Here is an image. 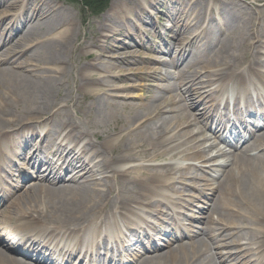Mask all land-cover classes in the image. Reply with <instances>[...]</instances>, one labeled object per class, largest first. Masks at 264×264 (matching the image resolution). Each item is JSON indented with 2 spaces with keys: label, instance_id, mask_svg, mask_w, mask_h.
<instances>
[{
  "label": "bare ground",
  "instance_id": "6f19581e",
  "mask_svg": "<svg viewBox=\"0 0 264 264\" xmlns=\"http://www.w3.org/2000/svg\"><path fill=\"white\" fill-rule=\"evenodd\" d=\"M165 2H172L168 12L184 15L179 27L168 31L172 34L169 50L182 47L179 58H187L184 65L176 72L156 74L164 82L159 85L163 91L137 96L139 101L113 100L112 88L102 83L109 89L86 95L90 117L79 121L72 118L68 105H62L72 99L58 95L65 69L42 65L62 64L66 52L83 53L85 41L75 44L78 35L69 22L60 20L66 14L52 0H0L7 9L19 6V18L23 13L25 22L34 20L25 29L0 28V36L9 35L0 40L5 47L0 49V207L8 201L0 217H17V230L0 223V264H105L134 250L137 264H221L223 257L217 254L223 252H213L216 240L228 249L229 258L261 254L257 264H264V131L255 134L257 121L264 119V96L257 91L251 94L250 89L264 83L260 29L243 32L237 37L239 43L221 35L222 29L235 27L233 23L241 18V6L234 0H194L188 11L182 1ZM158 5L133 3L125 18L116 17L120 8L113 4L112 14L95 24V33L107 29L105 38L124 34L130 38L129 24L148 22V10ZM254 7L257 15L251 19L264 26V0H255ZM215 11L218 16L211 20H218L216 31L207 25L187 35L188 26ZM5 20L6 15L0 18V27ZM16 31L24 33L10 44ZM138 45L146 46L141 38ZM127 46H113L115 59L105 67L115 70L133 64L140 56L123 57L120 50ZM85 58L88 62L77 66L75 88L88 80L89 76L82 75L87 66L97 67L88 51ZM157 59L160 65L174 64ZM176 78L180 79L177 84L172 80ZM215 83L219 89L211 90ZM198 99L205 101L206 118L198 108L194 111ZM43 109L55 111L48 117ZM199 124L211 128L218 140L230 139L231 145H207V138L195 136ZM8 144L12 145L6 150ZM186 145L192 150L190 155L180 150ZM211 148L215 150L208 156ZM177 157L198 161L202 173L189 178L197 179L200 191L206 187L216 192L217 200L207 207L205 228L183 225L165 243L164 251L143 256L139 253L142 243L155 236L164 238V229L176 222L174 215H163L162 206L172 203L166 192H176V183L184 179V168L173 162ZM9 168L18 170L19 185L13 186L12 193L2 194L3 173ZM144 214L160 221L150 223ZM1 234L17 241L24 259L9 253L11 246L1 240ZM184 234H189V240L173 243Z\"/></svg>",
  "mask_w": 264,
  "mask_h": 264
},
{
  "label": "rangeland",
  "instance_id": "374dc122",
  "mask_svg": "<svg viewBox=\"0 0 264 264\" xmlns=\"http://www.w3.org/2000/svg\"><path fill=\"white\" fill-rule=\"evenodd\" d=\"M6 2H13L14 0H5ZM20 1V0H17ZM139 1L142 2H155L160 3L161 5H158L156 7H152L148 10L149 14V20L148 22H141L137 21L136 25L133 26V24H129L130 32L132 33V37H127L126 34L116 37L114 39H108L105 38L103 35L107 32L103 30H99L97 33L95 24L97 21L101 20L103 17H105L107 14H112L113 10L111 6L113 4H116L119 6V10L117 12L116 17L118 14H121L122 17L129 16L128 8L133 4L137 3ZM182 1V7H186V11L188 9L191 10L190 4L194 0H173V3H181ZM184 1V2H183ZM210 1H218L223 3H228L229 0H210ZM238 2L241 6L242 15L241 18L234 22L233 25L235 27L233 28H226L222 29L221 35H226L227 39H231L235 43H239V39L237 38L240 34H243V32H247V30H250L252 28H258L260 29L261 33V39L260 44H258V51H260V55L264 56V26L263 24H258V22H254L251 19V16L257 15V9L255 6V0H234ZM52 2L55 4L56 7H60L62 9V12L66 15H62L64 17L60 18V20H63L64 22H69L68 27L74 28L75 35H78V38L75 37V44H79L81 41H85L86 48L82 49L83 53L78 54H70L66 52L63 58V63H57L53 66H44L42 67H54V69L61 70L65 69V77L64 79L59 82L58 88L60 89L58 92V95L65 96L66 100L72 99L68 103L63 102L62 105H68L69 106V113L72 116L74 120L79 121H87L90 117L89 110L87 108V103L84 99H87V94H99V91L109 89V86L112 89H109V91L112 94L113 100L117 99H125L124 101H139L138 97L145 98V96L151 95V93H156V91L159 92L163 91L159 85H163L164 82L160 81L159 78H157L156 74L160 76V73L162 71V74H167V72H176L178 69H180L185 61L186 57L184 59L179 58L180 53H182L184 50H182V47H174L172 50H169V39L171 38V33L168 31L176 30L177 27L180 25V21L184 18L182 13L180 12H171L167 11V8H170V3H166L165 0H108L107 3L102 5L99 8H96L94 10H89L83 7L81 3L72 4L67 2V0H52ZM132 2V3H130ZM166 3V4H165ZM165 4V5H164ZM127 5V6H126ZM164 5V6H163ZM181 5V4H180ZM257 5V4H256ZM10 10L8 13H4V11ZM12 10V11H11ZM22 10L18 7L15 8H9L7 9V6L5 4H0V18H3L5 15L7 16L8 20H5L0 28L9 29L11 26H27L29 23L31 24L33 21L29 22V19L27 22H25L23 17V13H21V16L19 18L20 12ZM128 11V12H126ZM68 12V14H67ZM191 13L187 14L188 16ZM217 17L218 13L215 11L214 13L210 15H206L202 22H193L190 26L186 28V33L188 36L192 35L196 31L201 30L204 26H210L213 31H216L218 26V20L213 22L212 17ZM126 18V17H125ZM19 19V20H18ZM37 21L35 20V23ZM58 22V20H57ZM8 25V26H7ZM177 26V27H176ZM198 26V29H197ZM66 28V27H65ZM200 28V29H199ZM27 29V27H26ZM109 29V28H108ZM59 31V29L57 30ZM127 32V31H126ZM125 32V33H126ZM137 32V34H135ZM24 32H14V35H12L11 43L15 42L18 38H20L23 35ZM43 36L44 32H40ZM86 34V39H85ZM238 34V35H237ZM5 35H8L7 33L2 34L0 37V40L5 39ZM140 35V36H139ZM181 36V34H178ZM9 36V35H8ZM77 38V39H76ZM140 38L146 44L145 47H141L138 45V41H140ZM108 39V40H107ZM149 42V43H148ZM188 43V41H187ZM10 44H6V46H9ZM128 45L127 49L122 48L120 50V54L123 57H127L128 54H133V57L136 58V55L139 54L140 57H137L135 62L130 65L123 64L119 68H116L115 70L111 67L106 68L105 65L107 62H111L115 59L116 53L113 50V46L118 45ZM149 45L153 47H148ZM139 46V47H138ZM77 48V46L75 45ZM3 44L0 45V49H4ZM161 48V49H158ZM156 49V50H155ZM174 49V50H173ZM182 50V51H181ZM1 51V50H0ZM79 51V50H78ZM88 51V53L92 54L93 60H91V63L97 65L96 68L93 66H87V68L83 71V76H89L87 77L88 80H86V83L84 86L82 84H79L77 88H75L74 82L78 79L77 75V66L86 64L88 61L85 58V52ZM1 54V53H0ZM98 56V59L96 57ZM157 58L165 59L166 61H172L174 64L172 66L170 65H160L158 63ZM1 59V55H0ZM95 59V60H94ZM142 69V70H140ZM151 69H157L158 71H154ZM107 72H105V71ZM120 71V72H117ZM53 75H56L54 73ZM120 77V78H119ZM86 78V79H87ZM90 78H93L94 80H90ZM174 82L179 83L180 79H172ZM90 82V83H89ZM105 82V85H109L107 88L102 84ZM264 82V80H263ZM218 83L212 84L211 90L219 89L217 86ZM251 94L254 91L264 92V84L263 83H257L254 86H251ZM78 91V92H77ZM70 95L68 96V94ZM160 95H167V93H160ZM225 95V94H224ZM116 96V97H115ZM136 97V98H134ZM143 100V99H142ZM199 100V99H198ZM198 102V101H197ZM205 101L203 99H200L197 103L196 110L194 108V111L198 112L200 111L202 118H206L208 115L205 113V109L202 108L204 106ZM55 110H47L43 109L41 112L43 115L45 113L48 114V117L52 114V112ZM21 120V119H20ZM258 122V128H256V132L260 133L264 131V119L261 120V118L257 121ZM200 128L198 131V134L195 135L198 137V139L207 138L206 144H213L215 145V148H222L230 144V139H227V141H224L223 138H220L219 140L216 138L217 136L214 135V131L211 128H205L202 125H198ZM254 132V130H252ZM251 131V132H252ZM16 134L13 133L14 136ZM228 137V136H227ZM94 139V138H93ZM234 139V138H232ZM248 139V137H246ZM223 141V142H222ZM237 140L234 139L233 144H236ZM12 144H8L6 150L11 146ZM180 150H184L183 154L185 153L187 155H190L192 150H189V146L186 145ZM213 148L211 150H208V156L214 152ZM22 159V158H21ZM20 159V161H21ZM25 160V159H23ZM22 162V161H21ZM175 165L179 168H184V179H180L178 183H176V192H166L172 199L168 206H162L163 215H174L176 218V224L174 223L172 226H168L166 229V235L164 238H157L153 241H148L145 244H143L140 247L139 253L144 255H149L151 253H160L164 251L166 248H164L165 243L169 239H171L175 234L178 232V229H180L183 225L190 227L196 226L198 229L205 228L207 226L205 222V216H207V213L209 212V209L207 208L210 203H213L217 200V193L212 192L210 188H204L203 190L197 189L195 186V182H197V179L195 178H189V176L195 177L196 174L202 173L201 170L198 169V161L194 158L191 159H184L179 160L178 157L173 160ZM186 168H189L190 170H185ZM32 173V172H31ZM2 174V172H0ZM4 182L2 183V186L4 187L1 191L2 194L12 193L11 191H14L15 188H13L14 185H19L16 183V180L18 179V170L16 168H9L8 173L4 172ZM186 177V178H185ZM214 182L219 181L218 178L210 177ZM19 189V187L17 188ZM7 200H4L3 204L1 203V207L3 208V205H7ZM0 207V210L2 209ZM146 215V216H145ZM143 217L145 220L150 221H160L159 218H157L154 215H148L144 214ZM17 219L16 216H1L0 217V223H6L8 227L13 228L15 225V220ZM178 220V222H177ZM177 225V226H176ZM183 228V227H182ZM2 241H6L7 244H9L10 248H15L16 250L13 251L9 248L10 254L14 255L15 257L23 258L20 249V246L16 243L12 242L11 240L7 239L5 236L1 234ZM189 240V234H184L183 236L178 237L173 243H178L180 241H187ZM243 241L241 242L239 246L243 245ZM222 242L220 240L214 241V248L213 252L217 254V251L223 252L222 255H218V258H222L221 264H230L232 261L235 264H257V262L262 259L261 254L256 255H245L240 256L239 254H236L237 256H234L232 258H229L228 255H225L228 251V249H224L222 246ZM215 245L216 248H215ZM2 246V245H1ZM19 248V249H18ZM137 250L127 252L123 254L122 256L115 258L111 260L108 264H137V261L135 260L133 254ZM130 256V258H126V256ZM263 255V254H262ZM249 258V259H248Z\"/></svg>",
  "mask_w": 264,
  "mask_h": 264
},
{
  "label": "trees",
  "instance_id": "16d2710c",
  "mask_svg": "<svg viewBox=\"0 0 264 264\" xmlns=\"http://www.w3.org/2000/svg\"><path fill=\"white\" fill-rule=\"evenodd\" d=\"M108 0H67V2L76 4L81 3L83 7L89 10H94L96 8L101 7L103 4L105 5Z\"/></svg>",
  "mask_w": 264,
  "mask_h": 264
}]
</instances>
